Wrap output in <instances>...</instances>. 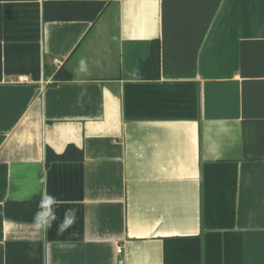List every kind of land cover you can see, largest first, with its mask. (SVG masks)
<instances>
[{
  "label": "crops",
  "instance_id": "1",
  "mask_svg": "<svg viewBox=\"0 0 264 264\" xmlns=\"http://www.w3.org/2000/svg\"><path fill=\"white\" fill-rule=\"evenodd\" d=\"M45 1L105 6L44 21ZM44 195L48 226L4 213ZM11 241L44 264H264V0H0V264Z\"/></svg>",
  "mask_w": 264,
  "mask_h": 264
},
{
  "label": "trees",
  "instance_id": "2",
  "mask_svg": "<svg viewBox=\"0 0 264 264\" xmlns=\"http://www.w3.org/2000/svg\"><path fill=\"white\" fill-rule=\"evenodd\" d=\"M103 1H45L42 7L44 21H94L102 12ZM160 45L159 40L151 41L148 56L140 63L142 80L159 78ZM55 81L72 79L66 67L61 66L54 73ZM82 152L72 145L66 147L63 153L55 154L51 149L45 151L46 164L53 161H80ZM41 197H33L24 201H9L5 203L4 213L8 218L17 221L36 222V216L41 211ZM5 264H44L43 247L41 243L26 241H11L5 245Z\"/></svg>",
  "mask_w": 264,
  "mask_h": 264
},
{
  "label": "clouds",
  "instance_id": "3",
  "mask_svg": "<svg viewBox=\"0 0 264 264\" xmlns=\"http://www.w3.org/2000/svg\"><path fill=\"white\" fill-rule=\"evenodd\" d=\"M55 203L54 198L44 195L41 200V211L37 213L36 216V227L39 229L41 227L48 226L50 224V217L54 218V214L52 212V205ZM65 225H71L73 223V219L71 218L70 213H66Z\"/></svg>",
  "mask_w": 264,
  "mask_h": 264
},
{
  "label": "built area",
  "instance_id": "4",
  "mask_svg": "<svg viewBox=\"0 0 264 264\" xmlns=\"http://www.w3.org/2000/svg\"><path fill=\"white\" fill-rule=\"evenodd\" d=\"M56 61V60H55ZM117 253H121V247H118L116 250Z\"/></svg>",
  "mask_w": 264,
  "mask_h": 264
}]
</instances>
